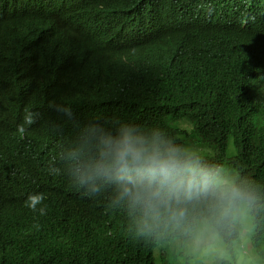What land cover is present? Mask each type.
<instances>
[{
  "label": "trees",
  "instance_id": "1",
  "mask_svg": "<svg viewBox=\"0 0 264 264\" xmlns=\"http://www.w3.org/2000/svg\"><path fill=\"white\" fill-rule=\"evenodd\" d=\"M20 1L0 0V87L9 81L2 63L39 62L29 61L37 66L32 84L23 75L0 99V122L13 135L16 120L29 112L34 119L25 125L28 142L0 127V264H156L155 251L186 243L198 219L231 251L241 203L257 246L264 238V0H114L134 34L125 56L98 58L88 57L92 4L33 0V33L23 31L17 43L21 7L30 3ZM77 14V30L64 33ZM56 28L53 51L32 48L33 34ZM93 60L108 73L93 79ZM126 130L143 157L176 164L174 180L162 183L148 164L131 162L120 179L114 161ZM77 166L92 177L80 188L72 182ZM220 174L224 183L214 181ZM37 193L45 199L33 211L26 201Z\"/></svg>",
  "mask_w": 264,
  "mask_h": 264
},
{
  "label": "clouds",
  "instance_id": "2",
  "mask_svg": "<svg viewBox=\"0 0 264 264\" xmlns=\"http://www.w3.org/2000/svg\"><path fill=\"white\" fill-rule=\"evenodd\" d=\"M25 0H21L19 6L21 7ZM88 4H92L94 11L91 14L93 18V24L91 28H89V34L91 35V42L93 43V51H91L94 55L93 57L89 54V58H98V57H123L125 56V52L127 48L125 45L128 44V36L134 34V29L132 25L129 23L128 19L122 12L120 8L117 7L114 0H84ZM112 7L109 9V6ZM23 10L21 14L22 24L18 25L19 30H14V39L15 41L21 42L24 39L22 34L23 31H31L33 33V17L35 14L33 0H30L29 5L21 7ZM2 11V7L0 6V12ZM83 14L88 13L86 10L82 11ZM81 17L80 14H77L71 18V23H68L67 26H64L63 32L68 33L69 30H77L76 22ZM68 27V28H67ZM58 28L55 30H51L48 32L40 33L39 35L33 34V39L31 40L32 48L38 46L37 50L43 52H50L53 51L57 44L51 39L54 34L56 33ZM69 29V30H68ZM109 29V32H107ZM28 38V37H27ZM82 41V39L80 38ZM125 48L123 51L122 49ZM34 59V62L37 64L39 62L38 59L35 57H28L27 59L24 58L22 61L15 62L10 60L9 63H2V65L7 64L8 67L6 68L7 74L9 76V81L5 82L0 87V99L3 98L11 88L17 84L23 75L28 76V83H33V75L37 68L35 63L30 65V60ZM18 66L21 67V70H18ZM103 72H107L108 70L105 65L101 62L93 60L91 62L90 76L94 79V75H100ZM153 73L156 70H152ZM103 77V76H100ZM16 87V86H14ZM69 110V115H70ZM18 123V132L13 135L10 133V129L6 127L5 123L0 122V127L7 129L11 138L18 140V141H26L28 142L29 131H26L25 125L29 128L30 125L34 123L33 114L27 113L24 119L16 120ZM121 147L116 153L115 158V165L119 166L120 168V179H124V177L129 173V163L132 164H148L149 168L148 171L152 177L159 176L161 178L162 183L170 182L175 179L173 175L176 164L169 160H163L158 158L157 156H148L143 157L141 155V151L134 149L130 143V131L126 130L123 140L120 142ZM72 157L75 156V153L71 154ZM1 161L4 162V157L0 158ZM207 159L203 162V168L208 165ZM51 171V169H50ZM52 172V171H51ZM56 174H59V170L56 171ZM73 184L83 186L88 181L92 180V177L86 173L81 172L79 167H74L72 171ZM90 189L95 191V187L90 185ZM125 193L129 190L127 188L124 189ZM45 199L43 193L37 194H30L28 200L26 201V206L31 208L33 211L37 210V205L42 204L43 200ZM41 215L46 214V208L41 207L39 209ZM250 213V210H249ZM253 222V220H252ZM196 223V222H195ZM212 227V226H211ZM196 229V227H195ZM240 236V235H239ZM181 242V241H180ZM182 243V242H181ZM264 258V255H263ZM228 260V259H227Z\"/></svg>",
  "mask_w": 264,
  "mask_h": 264
},
{
  "label": "rangeland",
  "instance_id": "3",
  "mask_svg": "<svg viewBox=\"0 0 264 264\" xmlns=\"http://www.w3.org/2000/svg\"><path fill=\"white\" fill-rule=\"evenodd\" d=\"M222 174L215 176L220 182ZM223 183L225 181H222ZM240 237L233 242L232 250L226 249L219 234L206 219L196 220L195 231L182 244L176 239L162 245L155 251L156 264H211L219 258H226L230 264H264V238L255 246L254 224L249 208L241 203L235 213Z\"/></svg>",
  "mask_w": 264,
  "mask_h": 264
}]
</instances>
